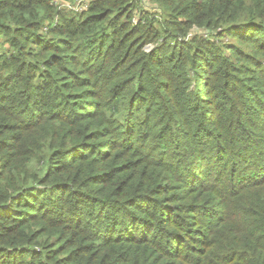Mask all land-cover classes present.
Segmentation results:
<instances>
[{
	"label": "trees",
	"instance_id": "1",
	"mask_svg": "<svg viewBox=\"0 0 264 264\" xmlns=\"http://www.w3.org/2000/svg\"><path fill=\"white\" fill-rule=\"evenodd\" d=\"M61 5L0 0V264H264V0Z\"/></svg>",
	"mask_w": 264,
	"mask_h": 264
},
{
	"label": "built area",
	"instance_id": "2",
	"mask_svg": "<svg viewBox=\"0 0 264 264\" xmlns=\"http://www.w3.org/2000/svg\"><path fill=\"white\" fill-rule=\"evenodd\" d=\"M92 0H76L74 3H64L63 5L59 6L60 8H68L75 12H83L86 11L91 3ZM55 3H58V0H55ZM66 4V5H65Z\"/></svg>",
	"mask_w": 264,
	"mask_h": 264
},
{
	"label": "rangeland",
	"instance_id": "3",
	"mask_svg": "<svg viewBox=\"0 0 264 264\" xmlns=\"http://www.w3.org/2000/svg\"><path fill=\"white\" fill-rule=\"evenodd\" d=\"M58 3H61L62 5L64 4L63 2H60L59 0H58ZM145 4H144V7H147L148 9H150L151 8V6L149 5V2L148 1H145L144 2ZM57 4V3H56ZM58 5V4H57ZM66 5V4H65ZM61 9H65V8H61ZM67 10H70V9H68V8H66ZM146 9V8H145ZM150 47V46H149ZM148 47V48H149Z\"/></svg>",
	"mask_w": 264,
	"mask_h": 264
}]
</instances>
